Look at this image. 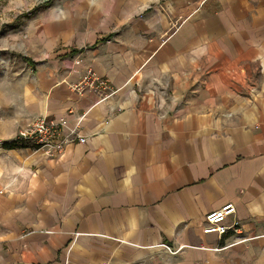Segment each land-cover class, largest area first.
Segmentation results:
<instances>
[{"label":"crops","instance_id":"1","mask_svg":"<svg viewBox=\"0 0 264 264\" xmlns=\"http://www.w3.org/2000/svg\"><path fill=\"white\" fill-rule=\"evenodd\" d=\"M44 2L0 87V264H264V0ZM36 116L87 141L4 146Z\"/></svg>","mask_w":264,"mask_h":264},{"label":"built area","instance_id":"2","mask_svg":"<svg viewBox=\"0 0 264 264\" xmlns=\"http://www.w3.org/2000/svg\"><path fill=\"white\" fill-rule=\"evenodd\" d=\"M84 79L89 83V87L95 90L109 88L107 81L98 76L93 69L87 70ZM78 127L79 123L71 126L65 117L36 116L30 118L26 125L18 130L12 141L30 143L34 148L43 150L50 156L61 155L67 145L73 142L85 143L87 141V138L79 133ZM236 212L237 208L233 203H227L221 208L211 211L205 218L204 233L216 234L219 237L230 231L239 233L241 228L239 220L236 219L230 224L227 223V219L235 215ZM100 264L109 263L105 261Z\"/></svg>","mask_w":264,"mask_h":264},{"label":"rangeland","instance_id":"3","mask_svg":"<svg viewBox=\"0 0 264 264\" xmlns=\"http://www.w3.org/2000/svg\"><path fill=\"white\" fill-rule=\"evenodd\" d=\"M43 2L44 0H0V87L3 82L8 81L6 76L11 67L16 70L26 67L24 57L20 56L17 49L22 43L21 39H25L31 13Z\"/></svg>","mask_w":264,"mask_h":264},{"label":"trees","instance_id":"4","mask_svg":"<svg viewBox=\"0 0 264 264\" xmlns=\"http://www.w3.org/2000/svg\"><path fill=\"white\" fill-rule=\"evenodd\" d=\"M48 4H50V1H47V2H44V3H43L44 6H47ZM41 5H42V4H41ZM41 5H39L38 7H35V8H34V11H35L36 9H38ZM32 14H34V12L31 13V15H32ZM24 15L27 16V17H30L29 14H27V13H26V14L24 13ZM24 60H26L27 62H29V63H31V64H33V65L35 64L34 61H33L31 58L24 57ZM25 145H26L25 143H19V142H16V141H10V142H8V143H7V142L4 143V146H6L7 148H14V147H17V146H25Z\"/></svg>","mask_w":264,"mask_h":264}]
</instances>
